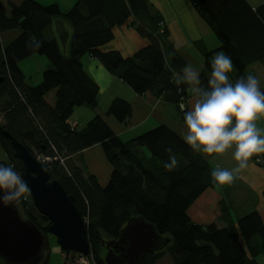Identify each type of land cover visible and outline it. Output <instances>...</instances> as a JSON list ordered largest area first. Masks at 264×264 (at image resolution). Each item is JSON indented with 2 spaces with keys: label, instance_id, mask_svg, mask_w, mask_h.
<instances>
[{
  "label": "trees",
  "instance_id": "16d2710c",
  "mask_svg": "<svg viewBox=\"0 0 264 264\" xmlns=\"http://www.w3.org/2000/svg\"><path fill=\"white\" fill-rule=\"evenodd\" d=\"M191 1L220 41L219 48L205 55L207 72L200 77L203 87L208 85L211 61L219 51L233 61L235 72L230 78L246 77L245 70L256 62L264 67V3L255 9L247 0ZM148 12V0H77L66 13L57 2L44 5L38 0H0V76L4 77L0 82L4 121L0 122V144L9 156V165L24 175V163L15 157L11 138L4 130L33 154L52 158L44 164L51 179L63 184L76 198L83 218L87 217L90 256L95 264H106L103 250L107 252V248L102 242L117 238L128 220L137 216L145 217L161 235L170 238L164 248L146 252L143 264H158L167 255L172 264H259L257 256L264 252V221L259 211L226 227L215 222L203 225L190 218L189 207L216 185L211 177L215 167L201 152L193 151L177 131L161 124L124 140L116 124H129L132 106L119 96L105 112L117 123L108 122L100 113L80 129L68 122L76 107L99 106V86L84 66L85 55L98 58L136 93L165 95L181 109L189 89L187 85L178 87L172 78L186 64L171 43L164 22V29L159 23L155 31L139 24L138 31L150 42L130 56L105 49L115 39L117 25L132 15L142 20ZM57 18L73 27L65 46L56 36L46 35ZM12 29H19L20 34L4 45L1 34ZM34 54L46 56L49 66L41 82L31 85L19 63ZM181 119L184 122L183 112ZM96 144L113 167L105 186L95 174L85 173L68 159ZM168 147L179 161L172 170L165 166ZM27 207V218L47 233L51 222L38 211V215L33 214V197L32 208ZM113 250L120 252L117 247ZM49 260L50 248L39 264H49Z\"/></svg>",
  "mask_w": 264,
  "mask_h": 264
},
{
  "label": "crops",
  "instance_id": "0c3cea01",
  "mask_svg": "<svg viewBox=\"0 0 264 264\" xmlns=\"http://www.w3.org/2000/svg\"><path fill=\"white\" fill-rule=\"evenodd\" d=\"M21 1L12 2L19 3ZM38 1L44 5L57 2L64 13L70 11L77 2V0ZM247 1L255 9L264 3V0ZM148 5L149 12L142 20L132 15L123 24L115 27V39L105 46V49L118 50L123 56H130L150 42L145 35L138 31V25L143 24L147 30L155 31L160 27L159 23L164 22L168 37L171 43L176 46L181 60L186 65L191 63L200 70V73L207 72L205 55L219 48L220 41L211 25L200 15L193 2L191 0H148ZM53 24L59 29L63 41L62 45L65 46L70 40L73 31L72 25L62 18L55 19ZM35 56L32 55L19 63L26 75V80H30L29 77L32 79V76L27 74L24 64L27 60L35 61ZM42 58L43 56L39 57V60ZM83 62L87 72L99 86V106L95 109L89 105L76 107L68 120L72 127L82 128L97 113L103 115L108 122L117 123L114 118L106 117L105 112L112 100L119 96L127 99L132 106V115L127 128L119 123L116 124L119 135L123 139L129 140L161 124H166L182 136L184 135L186 127L181 119L183 111L168 97L165 95L157 96L150 91L143 94L136 93L118 76L112 74L96 57L85 55ZM48 66V63L45 66H39L37 73L41 72L42 69L45 71ZM245 71L248 74L256 75L261 81L262 90H264L263 65L256 62ZM234 72L235 69L231 73L232 76ZM41 79L42 74H37L35 83H40ZM230 79L233 82L236 80ZM188 91L190 94L187 97L185 109L189 108L192 102V93L190 90ZM102 105H105V108ZM259 124L264 127V119ZM124 133H127V136H124ZM203 155L215 168L219 166L233 169L237 166L231 151L219 156ZM258 156L252 158L248 169L244 170L232 184L224 186L216 184L214 187L207 188L189 207L190 218L203 225L215 222L220 227L235 226L240 217L257 210L264 221V165L256 160ZM261 157L264 161V154H261ZM68 159L71 164L74 163L82 167L85 173L95 174L101 185L105 186L109 182L113 167L107 161L100 145L88 147L71 155ZM257 261L259 264H264V252L258 254Z\"/></svg>",
  "mask_w": 264,
  "mask_h": 264
},
{
  "label": "clouds",
  "instance_id": "9594fccd",
  "mask_svg": "<svg viewBox=\"0 0 264 264\" xmlns=\"http://www.w3.org/2000/svg\"><path fill=\"white\" fill-rule=\"evenodd\" d=\"M234 70L230 56L217 53L211 61V73L207 87L201 85L200 70L191 63L179 73H174L172 82L187 85L192 93L191 106L183 111L186 131L183 140L195 152L207 156L224 155L231 151L237 166L227 169L217 166L211 177L215 184H232L249 167L254 156L264 154V127L259 122L264 119V90L260 79L252 74L241 76L233 82L230 74ZM166 167L175 169L179 161L172 148ZM0 201L5 206L27 200L32 190L13 166L0 165Z\"/></svg>",
  "mask_w": 264,
  "mask_h": 264
},
{
  "label": "water",
  "instance_id": "95a60500",
  "mask_svg": "<svg viewBox=\"0 0 264 264\" xmlns=\"http://www.w3.org/2000/svg\"><path fill=\"white\" fill-rule=\"evenodd\" d=\"M3 80L0 76V82ZM4 134L11 138L15 157L24 163L23 177L32 190L35 207L51 223L45 233L33 220L22 215L20 202L5 206L0 201V264H39L51 245L48 234L56 236L64 251L90 255L88 231L76 198L60 181L51 179L46 167L25 144L8 130ZM0 165L7 167L3 162ZM169 241L145 217H132L117 238L102 242L107 248L104 260L106 264H143L146 252L162 249ZM114 247L120 252H114Z\"/></svg>",
  "mask_w": 264,
  "mask_h": 264
},
{
  "label": "rangeland",
  "instance_id": "374dc122",
  "mask_svg": "<svg viewBox=\"0 0 264 264\" xmlns=\"http://www.w3.org/2000/svg\"><path fill=\"white\" fill-rule=\"evenodd\" d=\"M11 1H16V0H11ZM53 25L51 26V28H49L46 31V35L49 36V37L50 36H56L58 38V40H59V43L62 45L63 41H62L61 34L59 32V29L56 27V25L55 26H53ZM19 34H20V30L19 29H12V30H7V31L3 32L1 34L2 43L4 45L8 44L10 41H12ZM34 55H36L35 56L36 57L35 61L34 60H27V62H25V64H24L27 74H31V76H32V79L29 77L28 79H30V80H27V82L29 84H31V85H35L36 84L35 83V79L37 78V74L38 75H41V74L43 75V72H44L43 70L44 69H42L41 72L37 73V68L39 66H45V64H47V63L49 65V60H48V58L46 56L42 55L43 58L41 60H39V57H42V56L38 55V54H34ZM42 62H44V63H42ZM183 103L185 105L186 104V100H184ZM104 106L102 105V107H104ZM185 108H186V105H185ZM106 109H108V107H106ZM0 122H4L3 119H2L1 113H0ZM126 128H127V126H126ZM123 135L127 136V133H124ZM124 140H127V138H124ZM0 162L6 163V164L8 163V166H11V165H9V163H10L9 156L4 151L3 147L1 146V144H0ZM20 205L21 206L19 207V209H20L22 215L25 218H27L30 213H27L28 210L26 208H28L27 205L31 206V208H32V197L29 196L27 200H23L22 199L20 201ZM33 206L35 207L34 202H33ZM31 210L33 211V214L38 215L37 214L38 210H37L36 207L34 209L32 208ZM49 238H50V244H51L50 245L51 247H50L49 264H95L94 261H93V257L91 258L90 256H88V257H84L83 258L79 253L63 252L62 248L60 247V245L57 242L56 236L50 234ZM105 240H109V238H106ZM105 253H106V249L103 250L104 256H105ZM158 264H172V260H171L170 256L167 255L164 258L160 259Z\"/></svg>",
  "mask_w": 264,
  "mask_h": 264
},
{
  "label": "built area",
  "instance_id": "2783aa9c",
  "mask_svg": "<svg viewBox=\"0 0 264 264\" xmlns=\"http://www.w3.org/2000/svg\"><path fill=\"white\" fill-rule=\"evenodd\" d=\"M161 27H162V29H164V24L163 23H161ZM181 104H184L183 103V101L180 103V105ZM185 106V105H184ZM37 159L41 162V163H44V164H46L47 162H49L52 158L51 157H49V156H46V155H44V154H37ZM259 163H261L262 165H264V161H263V159H262V157H261V155H259L258 157H257V159H256ZM85 221H88L87 220V217H85ZM83 258L84 257H88V255H84V254H82V253H79ZM91 257V256H90ZM92 258V257H91Z\"/></svg>",
  "mask_w": 264,
  "mask_h": 264
}]
</instances>
